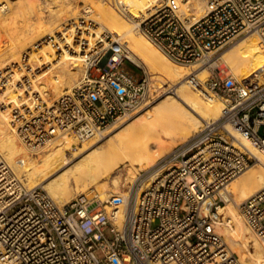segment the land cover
Returning a JSON list of instances; mask_svg holds the SVG:
<instances>
[{"label": "built area", "instance_id": "obj_1", "mask_svg": "<svg viewBox=\"0 0 264 264\" xmlns=\"http://www.w3.org/2000/svg\"><path fill=\"white\" fill-rule=\"evenodd\" d=\"M203 1L213 6L195 18L175 0H158L137 24L171 59L207 69L206 78L192 74L186 81L223 99L220 116L166 150L124 195L99 199L90 188L58 205L41 187H25L0 159L4 264H242L215 223L225 203L220 189L257 160L236 132L264 155V135L258 134L264 81L236 80L211 62L244 32L256 31L264 40V0ZM105 44L113 48L105 60H85L83 76L50 103L34 99L33 108L13 109L10 124L26 148L39 151L63 136L81 143L149 104L147 75L124 68L128 59L119 43ZM238 208L264 238V186Z\"/></svg>", "mask_w": 264, "mask_h": 264}, {"label": "bare ground", "instance_id": "obj_2", "mask_svg": "<svg viewBox=\"0 0 264 264\" xmlns=\"http://www.w3.org/2000/svg\"><path fill=\"white\" fill-rule=\"evenodd\" d=\"M157 1L0 0V78L4 79L3 83L0 80V159L25 187L37 186L57 173L43 187L57 204L65 205L72 198L69 180L75 182L80 188L77 193H81L90 183L112 175L120 165L123 168L117 171H122L123 177L116 174L112 183L115 187L126 184L128 187L142 170L154 163L160 152L198 131L204 120L220 116L224 101L193 90L186 81L192 74L202 80L208 74L207 69L171 59L138 27L137 18L148 13ZM78 2L84 3L86 12L79 17ZM20 3L29 9V16L16 13ZM175 4L180 11L186 15L189 11L195 18L213 6L203 0H175ZM78 18L83 23L86 19L96 20L100 25L91 28ZM71 20L70 24L65 23ZM105 31L113 35L115 42L123 44L128 60L145 70L152 85L161 89L160 96L170 87L175 88V95L163 96L150 104V115L141 107L101 135L83 140L77 153L72 152L77 143L73 136L57 138L41 149L45 152L37 161L11 126V112L22 111V106L33 108L37 103L34 99L38 104L50 103L76 84L84 74L88 53L96 49L97 42L103 43L101 34ZM93 34L100 37L97 42ZM35 41L40 42L25 54ZM102 48L106 52L113 50L107 45ZM220 58L223 64H219ZM211 64L222 71L225 66L229 67L239 80L262 82L264 40L256 31H250L220 51ZM236 136L257 160L220 189L225 203L218 207L216 223L230 237L232 244L225 242L228 251L231 252V247L245 251L253 247V252L244 256V264H264V238L252 232L238 208L243 200L264 186V155L247 138L237 132ZM149 182L147 179L143 187ZM122 187L111 191L104 182L98 183L99 199L109 193L124 195ZM216 223V232L224 235ZM0 264H4L1 258Z\"/></svg>", "mask_w": 264, "mask_h": 264}, {"label": "rangeland", "instance_id": "obj_3", "mask_svg": "<svg viewBox=\"0 0 264 264\" xmlns=\"http://www.w3.org/2000/svg\"><path fill=\"white\" fill-rule=\"evenodd\" d=\"M204 2V1H203ZM83 5H84V3L83 2H78V5H77V9H79L78 11H79V15L77 16V17H79L80 15H84L86 12H85V9H83ZM81 7V8H80ZM29 9H27L24 5H22L21 3H20V5L18 6V8L16 9V13H18V15H20V16H29V14H30V12L28 11ZM29 12V13H28ZM89 15H90V13H89ZM78 20L80 21V22H82V20H81V18L79 19L78 18ZM87 21H88V23H87V26L89 25L91 28H95V27H98L100 24L98 23V21H96V20H90V19H86ZM72 22V20L69 22V21H65V23H68V24H70ZM61 25H64V23L63 24H61ZM107 31H105V32H103L102 34H101V37L103 36V38H104V43L106 42V40L107 41H109V43H110V41H111V39L114 41V43H119L121 46H122V48L124 49V52H125V54H126V49H125V47L123 46V44L120 42V41H116L115 42V39H113V35L112 34H110L109 32H107ZM250 31H248V32H244V33H242V34H240V35H238L231 43H228V44H226V45H224L223 47H222V49L220 50V51H222V50H224V49H226V48H228L229 46H231L233 43H235L236 41H238L239 39H241L242 37H244L245 35H247L248 33H249ZM94 38H95V41L97 42L98 40H99V38L100 37H98L97 35H95V34H93L92 35ZM107 36V37H106ZM2 42H4L3 40H2ZM40 41H35L34 42V44L33 45H30V47L28 48V49H26V53L25 54H27L28 52L27 51H30L31 50V48L32 49H34V47L35 46H37V44L39 43ZM102 42H97V44L95 45V46H97L96 47V49H94L92 52H90V53H88V55H87V58H86V62H90L92 59H94V58H96V56L98 55L99 57H101V60L100 61H104L105 60V58L108 56V54H109V52H107V53H105V55H103V52L105 51V49L104 48H102V46H103V44L104 43H102ZM106 45V44H105ZM32 46V47H31ZM128 59V58H127ZM219 64H223V60L220 58L219 59ZM88 65V64H87ZM86 65V63L83 65V68L85 69V67L87 66ZM85 66V67H84ZM124 68L127 70V71H129L130 73H132L134 76H136V77H139V76H141L143 73H145L146 75H147V77H148V79H149V76H148V74L145 72V70L143 69V68H141V67H139V66H135V64L132 62V61H129V60H124ZM85 71V70H84ZM224 74H230V75H232L236 80H239V79H237L236 77H235V74H234V72L229 68V67H227V66H225V69H224ZM208 75V74H207ZM206 75V76H207ZM83 76V75H82ZM82 76H80V77H82ZM25 78V77H24ZM204 78H206V77H204ZM203 78V79H204ZM80 79V78H79ZM78 79V80H79ZM0 80H2V82L1 83H3V81H4V79L3 78H0ZM150 100H149V104L147 105V106H145V107H143V111H144V113L145 114H148V115H150L149 113H150V104H152V103H154V102H156V100H158L159 98H161V97H163V96H166V95H171V96H174L175 95V91H174V87H170L169 89H167V91H165V93H163L161 96H160V93H161V89H158V87H155L154 85H152V82H150ZM157 88V89H156ZM192 89L193 90H196V89H194L193 87H192ZM37 97V96H36ZM157 98V99H156ZM214 98H216V99H220V97H215L214 96ZM223 100V99H222ZM6 107L4 106V107H2L1 109L3 110V109H5ZM7 108H10V109H12V106L11 105H8L7 106ZM22 108H24V106H22ZM148 111V112H147ZM129 118V117H128ZM122 120H126V119H122ZM122 120H120V121H118V122H116V123H114L113 125H116V124H120V122L122 123ZM200 125H202V123H200ZM12 126V125H11ZM12 127H14V126H12ZM258 134L259 135H264V125H261L259 128H258ZM89 140H91V139H89ZM179 141H181V140H179ZM178 142V140L176 141V142H174L173 144H171L170 146H168L167 148H166V150H168L171 146H173L175 143H177ZM76 145V146H75ZM74 145V147L72 148V152H79L80 150V148H81V146H82V142L81 143H76ZM165 145H167V143H165ZM56 146H60V145H57L56 144ZM165 150V151H166ZM164 151V152H165ZM36 152V153H35ZM45 151H41V150H39V151H31L30 150V153H33V154H31L37 161H40L41 160V154H43ZM163 151L162 152H160V155H162L163 153H164ZM159 155V156H160ZM159 156H156V159L159 157ZM37 157V158H36ZM121 168H123V165H120L119 167H117L116 168V170L113 172V174L112 175H109L108 177H101V178H99L98 180H96V181H94V182H92V183H90V185L88 186V187H86V190H88V189H90V188H92V189H94L95 190V192H97L98 193V190H97V184L98 183H101V182H104L107 186H108V188L111 190V191H119L120 189H121V187L122 186H117V187H115L114 185H113V183H112V178H113V176H120L121 178L123 177V175H122V171H120V172H118L117 171V169L119 170V169H121ZM245 171H246V169H245ZM245 171H242L243 173L245 172ZM242 172L240 173V174H238L236 177H238V176H240L241 174H242ZM117 174V175H116ZM57 175V173H55V174H53V175H51L50 177H48V178H46L45 179V181H41V183L39 184V185H37V186H39V187H41L42 189H44L47 193H48V191L43 187V184L45 183V182H47V181H49L50 179H52L53 177H55ZM21 178H23V176H20ZM236 177H234V178H236ZM233 178V179H234ZM232 179V180H233ZM231 180V181H232ZM23 182V181H22ZM230 182V181H229ZM69 184H70V187H71V190H72V197L74 196V195H76L77 194V192L80 190V188H78V186L75 184V182L73 181V180H69ZM77 186V187H76ZM127 187V184H126V186L124 187H122V189H125ZM88 188V189H87ZM85 190V191H86ZM49 194V193H48ZM59 205V204H58ZM156 224V221H154V223H153V225H155ZM216 226L222 231V233L225 235H223V238H224V242H226L227 241V243L229 244V246H230V244H232V242L230 241V237L228 236V234L226 233V232H224L223 230H222V228L216 223ZM229 234H230V232H229ZM230 250H231V252L233 251V252H235L237 255H238V258H239V260L244 264L245 263V260H246V257H244V256H246V255H249L250 254V252L252 253L253 252V247H249L248 248V250L247 251H245V250H242V249H240V248H237V247H235V248H230Z\"/></svg>", "mask_w": 264, "mask_h": 264}]
</instances>
